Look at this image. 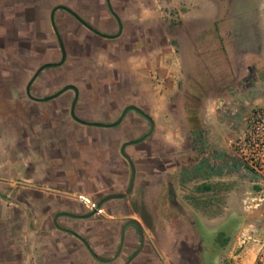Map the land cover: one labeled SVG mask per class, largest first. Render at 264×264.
I'll return each instance as SVG.
<instances>
[{"label":"rangeland","instance_id":"obj_1","mask_svg":"<svg viewBox=\"0 0 264 264\" xmlns=\"http://www.w3.org/2000/svg\"><path fill=\"white\" fill-rule=\"evenodd\" d=\"M208 2L209 0H193V3L204 9L208 7ZM260 2L261 0H220L219 14L229 18L244 9L245 14L253 16L255 12L258 17L260 12L257 8ZM59 4L73 9L100 30L104 28L103 21L110 16L105 0H0V115L9 125L16 123L21 114H27L28 109L34 112L38 106L48 105V102L32 104L25 87L41 64L60 59V48L50 23V11ZM111 4L124 23L123 36L113 41L94 37L87 28L79 26L65 10L56 11L55 23L67 56L61 65L47 67L39 73L31 85V95L46 97L66 84H75L81 93L82 100L78 106L81 114L95 112L101 104L103 106H100V110L106 116H109L113 107L120 110L127 104L143 105L138 98L142 93L140 88H144L136 84L139 83L138 71L140 69L144 73V59L149 61L155 48L159 52L165 50L162 55L169 58L171 47L168 43L173 45L176 41L173 39L170 42L168 34L170 30L175 32L181 27L180 14L185 11L187 2L111 0ZM108 28V31H115V26ZM230 39L232 46L228 48L231 50L222 43L223 53L219 55L221 68L217 71L218 75L212 76L213 80L208 85L213 92L220 91L223 87L222 77H226L230 69L233 70L232 66L237 69L240 64L238 56L244 46L236 37L231 36ZM166 41L167 45H164ZM181 55L184 58L185 53L182 51ZM146 71L148 73V68ZM243 86H246L245 82ZM73 94L71 89L64 91L50 102L49 107L65 108L67 117L71 118L69 108ZM5 95L9 98L4 97ZM250 97L252 96H249L248 101ZM247 100L242 99L237 103L239 109L235 114L225 115L227 123L234 128L229 138L245 127L244 117L252 109L246 108ZM186 102L193 105L198 103L188 98ZM196 108H187L189 123L186 125L196 128L195 133L191 134L195 141H192V136L188 137L189 144L195 148V154L187 158L182 166L188 167L187 174L182 175V169L181 176L170 175L175 186L172 191L168 185L165 187L162 204L158 205L156 202L152 213L144 203V188L134 191L123 205V210H129L131 216L124 214L121 220H113L112 243H108V248L113 250L110 253L117 248L118 230L122 221L136 220V217L146 224L142 228L145 236L152 239L155 237L156 243L147 247L151 252L161 253V264H178L175 250H171L172 245L169 244L173 242L174 236L185 238L197 251L204 249L202 255L195 254L194 264H227L229 250L240 227L250 222L264 224V194L261 187L234 165L229 147L219 150L209 147L206 126L199 122ZM12 113L15 116H11ZM227 129L222 128L221 137ZM1 133L7 139L11 135V128L7 134H4V129ZM2 143L6 151L3 149L4 155L0 157L5 158L9 156L10 149L7 142L2 140ZM127 185L128 179L122 190L125 191ZM113 189L115 188L86 194L99 200ZM172 192L176 199L171 201L169 195L172 196ZM170 207L172 210L169 211ZM30 215V212L22 213L15 208L12 211L13 222L10 223L11 234L2 232L0 227V258L12 256L4 249V246L12 242L26 254L30 248H34L33 253L30 252L33 260H20L19 264H90L86 249L77 240L67 238L54 229L50 230V225L45 224L43 228H38V233L25 230L22 220L25 221ZM101 218L110 219L105 211L94 219ZM64 221L66 223L67 220ZM85 235L87 236L86 232L83 236ZM102 237L98 240L104 244L106 241ZM225 237L226 244L219 246ZM88 242L94 245L95 238H89ZM123 250L130 251L127 248ZM121 256L126 258L125 254L119 257ZM0 264L5 263L0 261ZM138 264L160 262L158 259L154 262L143 259Z\"/></svg>","mask_w":264,"mask_h":264},{"label":"crops","instance_id":"obj_2","mask_svg":"<svg viewBox=\"0 0 264 264\" xmlns=\"http://www.w3.org/2000/svg\"><path fill=\"white\" fill-rule=\"evenodd\" d=\"M189 1L186 0L185 11L180 14L181 27L175 32L170 30L168 34L170 42L173 39L176 41L173 45L168 43L171 47L169 58L162 55L165 50L159 52L155 48L153 59H144V73L139 69L141 66L138 68L139 83L136 84L144 87L140 88L142 93L138 96L143 105L135 106L149 115L153 122V131L145 140L125 148L135 166L134 184L131 192L125 197L103 203L110 219L95 220V216L84 219L58 216L56 225L54 215L58 212L86 213L85 208L72 198V195L79 191L91 194L115 188L103 197L123 193L122 188L127 179L129 182L130 166L120 154V145L146 133L149 122L139 113L130 110L117 126L85 125L67 117L65 108L49 107L50 102L61 96V93L48 101L31 99L32 104L48 102V105L38 106L34 112L28 109L27 114H21L16 123L9 125L0 115V156L4 155L3 149L6 151L2 140L8 143L10 149L9 156L0 157L2 232L11 230L10 223L14 218L12 211L18 208L22 213H31L25 221L22 220L25 230L38 233V228L48 224L50 230L54 229L77 241L74 235L60 228H70L82 235L86 232L88 241L89 238H95V242L106 245L104 249L108 252L111 249L108 248V243H112L113 237V220H121L124 214L131 216L129 210H123V205L136 189L144 188V203L152 213L156 202L158 205L162 204L165 187L168 185L172 191L175 186L170 180V175L187 174L188 167L182 166L187 158L195 154V148L189 144V138L196 131V128L186 125L189 123L187 108L197 107L199 122L206 126L209 147L219 150L229 147L228 136L232 129L234 131L225 120V115L235 114L239 109L237 103L242 99L247 100L249 96L252 97L247 100V109L264 104V0H261L257 8L260 12L258 17L255 12L253 16L247 15L244 9H241L242 12L239 11L229 18L219 14L220 0H209L206 9L197 6L193 0ZM231 36L236 37L244 46L238 56L240 64L237 69L235 66H232L233 70L229 68L231 71L227 72V78L222 77L223 87L220 91L213 92L208 85L213 80L212 76L218 75L217 71L221 68L219 55L223 53L222 45L226 48L232 46ZM164 45H167V41ZM182 51L185 53L184 58ZM243 82L246 86H243ZM77 89L75 114L80 119L113 122L125 107L120 110L113 107L109 116H106L105 112L100 110V106H103L101 104L96 105L95 112L81 114L78 106L82 99L79 88ZM4 97L9 98L7 95ZM187 98L198 103H187ZM11 116L15 114L12 113ZM10 128L11 135L5 139L1 133L2 129L4 134H7ZM222 128H228L223 137L220 136ZM191 139L195 141L193 136ZM169 197L171 201L176 199L173 192ZM134 218L142 228L145 227L146 224L141 218ZM62 219L67 220L66 223H63L65 221ZM124 222L126 221L123 220L121 224ZM133 234L134 228L127 227L125 245H133ZM100 236L105 239L104 244L98 240ZM155 243V237L148 238L144 234L145 249L129 264H138L143 259L154 262L157 259L156 253L149 251L147 246ZM100 248L97 250H101ZM4 249L12 255L0 258L5 264H19L18 261L24 259L33 260L30 256L33 247L29 249L28 255L12 242L4 246ZM88 256L90 264H123L125 260L121 256L108 263L98 261L89 254Z\"/></svg>","mask_w":264,"mask_h":264},{"label":"built area","instance_id":"obj_3","mask_svg":"<svg viewBox=\"0 0 264 264\" xmlns=\"http://www.w3.org/2000/svg\"><path fill=\"white\" fill-rule=\"evenodd\" d=\"M245 127L228 138L234 165L259 185L264 194V104L253 107L244 117ZM73 198L86 211L102 215L103 208L84 192ZM227 264H264V224L246 223L237 231L227 257Z\"/></svg>","mask_w":264,"mask_h":264},{"label":"water","instance_id":"obj_4","mask_svg":"<svg viewBox=\"0 0 264 264\" xmlns=\"http://www.w3.org/2000/svg\"><path fill=\"white\" fill-rule=\"evenodd\" d=\"M107 2V5H108V8L110 9V11L112 12V14L116 17V19L118 20L119 22V32L121 31V22L119 20V18L117 17V15L113 12L111 6H110V3H109V0H106ZM57 9H63L65 11H67L68 13H70L71 15H73V17L75 19H77L79 22H81L85 27H87L89 30L95 32V33H98L99 35L101 36H104V37H114L116 36L117 34L115 35H109L107 33H102L96 29H94L93 27H91L86 21H84L75 11H73L71 8L67 7L66 5H63V4H59V5H56L52 8L51 10V13H50V21H51V25H52V28H53V31L55 33V36L57 38V41L59 43V48H60V51H61V57L58 61H55V62H46V63H43L41 64L32 74V76L30 77V79L28 80L27 84H26V87H25V91H26V95L30 98V99H33L35 101H45V100H49V99H52L56 96H58L59 94L63 93L64 91L68 90V89H71L74 91V96H73V99H72V102L70 104V108H69V113H70V116L72 117V119H74L75 121L79 122V123H82V124H85V125H93V126H101V127H114V126H117L121 120L123 119V117L125 116V114L127 113V111H135L137 113H139L141 116H143L145 119H147V121L149 122V129L146 133H144L143 135H141L140 137L136 138V139H131V140H127V141H124L121 145H120V154L122 155V157L128 162L129 166H130V178H129V182H128V186L125 190V192L123 193H115V194H110V195H107L105 196L104 198H102L99 202H98V205H101L103 204L105 201L107 200H110V199H116V198H123L125 197L127 194H129L133 188V184H134V178H135V166H134V163L131 159V157L126 153L125 151V148L128 146V145H132V144H136V143H139L143 140H145L148 136L151 135L152 131H153V122L151 120V118L149 117V115L143 111L141 108L135 106V105H132V104H129V105H126L120 115L118 116V118L113 121V122H109V123H105V122H97V121H88V120H84V119H80L79 117L76 116L75 114V104H76V101H77V98H78V89L77 87L74 85V84H66L64 85L63 87H61L60 89H58L56 92H54L53 94L51 95H48L46 97H35L33 95H31L30 93V88H31V85L33 83V81L36 79V77L39 75V73L47 68V67H51V66H59L61 65L64 61H65V58H66V51H65V48H64V45H63V42L61 40V37L58 33V30H57V27H56V24H55V21H54V12L57 10ZM94 214L93 211H90V212H87V213H70V212H58L54 215V221H55V224H57L56 222V219L58 216H68V217H72V218H87V217H90ZM128 223V222H127ZM125 223V225L127 224ZM130 223H133L135 224V222L131 221ZM124 225V226H125ZM62 230H64L65 232L67 233H70L72 235H74L75 237L79 238L84 244L85 246L87 247L88 251L91 253V255H93L98 261H102V262H106V261H110L112 259H109V260H104V259H101L98 255H96L92 250L91 248L89 247V245L87 244L86 240L84 238H82L79 234H77L75 231L71 230V229H68V228H60ZM141 245H142V242H141ZM136 254V253H135ZM134 257L131 256L129 259H127L123 264H128L131 259Z\"/></svg>","mask_w":264,"mask_h":264},{"label":"flooded vegetation","instance_id":"obj_5","mask_svg":"<svg viewBox=\"0 0 264 264\" xmlns=\"http://www.w3.org/2000/svg\"><path fill=\"white\" fill-rule=\"evenodd\" d=\"M109 3H110V6H111V8H112V10H113V12L117 15V17L119 18V20H120V22H121V31L119 32V22H118V20L116 19V17L112 14V12L110 11V9L108 8V5H107V2H106V0H105V4H106V7H107V10H108V14L110 15L109 17H107V19H105V21H103V25H104V28H102V30H100L99 28H97L96 26H94V24H90V23H88L86 20H84L83 19V17H81L77 12V14L84 20V21H86L91 27H93L94 29H96V30H98V31H100V32H102V33H107V34H109V35H115V34H117L118 32V34L116 35V36H112V37H104V36H101V35H99L98 33H95V32H93V31H91V30H89L87 27H85L81 22H79L77 19H75L74 17H73V15H71L70 13H68L67 11V13L69 14V15H71L72 17H73V19L77 22V24L79 25V26H83V27H85V28H87L92 34H93V36L94 37H97V38H100V39H104V40H107V41H113V40H116V39H118L119 37H121V36H123V32H124V23H123V21H122V19H121V17H120V15L116 12V10L113 8V6H112V4H111V0H109ZM52 10V9H51ZM57 10H59V9H57ZM56 10V11H57ZM61 10H63V9H61ZM73 10V9H72ZM56 11L54 12V21H55V13H56ZM74 11V10H73ZM50 13H51V11H50ZM50 23H51V21H50ZM56 24V23H55ZM114 24V25H113ZM115 26V31H108L107 29H109L108 27L109 26ZM52 26V25H51ZM57 27V26H56ZM53 29V28H52ZM57 30H58V28H57ZM58 33H59V31H58ZM60 35V34H59ZM61 37V36H60ZM57 39V38H56ZM61 40H62V42H63V39L61 38ZM58 45H59V43H58ZM63 45H64V43H63ZM64 48H65V45H64ZM66 51V50H65ZM60 54H61V51H60ZM66 56H67V54H66ZM60 57H61V55H60ZM66 59V58H65ZM64 63V62H63ZM73 93H74V91H73ZM128 195V194H127ZM102 198H104V197H102ZM102 198H100L99 200H96L97 202H99ZM106 202V201H105ZM100 207H102L103 208V212L105 211V209H104V207H103V204H101V205H99ZM87 212H90V211H87ZM86 212V213H87ZM94 212V211H93ZM93 216H95V217H97V216H101V215H95V213L92 215V216H90V217H93ZM90 217H87V218H90ZM81 219H84V218H81ZM131 221H133V222H135V224H133V223H130ZM128 222V223H127ZM125 223H127L126 225H125ZM125 225V226H124ZM129 226H132L133 228H134V234H133V245H131V246H127V245H125V230L127 229V227H129ZM77 233V232H76ZM77 234H79V233H77ZM82 238H84L85 240H86V242H87V244L89 245V247L91 248V250L96 254V255H98L101 259H104V260H109V259H112V260H110V261H106V262H108V263H110V262H112V261H114L115 259H117L121 254H125L126 255V258H125V260H124V262L127 260V259H129L131 256H133L134 255V257L131 259V261L132 260H134L144 249H145V247H144V232H143V230H142V227H141V225L138 223V221H136V220H128V221H126V222H124L123 224H121L120 225V227H119V230H118V245H117V248H116V250L113 252V253H110L111 251H113V250H111L110 249V251H108V252H106V250L104 249V247L106 246L105 244L104 245H100L99 243H97V242H95V244L94 245H90L89 244V242H88V240H87V238L85 237V236H83L82 234H79ZM77 238V237H76ZM178 237H176V236H174L172 239H173V242H170L169 244L170 245H172L171 247H170V249L172 250V248L175 250V252L174 253H176V255H177V259H176V261H177V263L178 264H194V261H195V254H200V255H202V253H203V250L204 249H201V250H195L194 249V247L193 246H191L190 245V243H188V241L187 240H185V238H178ZM78 239V241L80 242V244L86 249V251H87V253L91 256V257H93L94 259H96L93 255H91V253L88 251V249H87V247L85 246V244L79 239V238H77ZM141 242H142V245H141ZM98 247H101L100 249L101 250H97V248ZM123 248H127V249H130V251H124L123 250ZM103 249V250H102ZM147 249V248H146ZM136 253V254H135ZM170 253H171V255H172V251H170ZM159 255H161V253H156V257H157V259L159 260V262H160V264L162 263L161 262V259H160V257H159ZM170 255V254H169ZM97 260V259H96ZM130 261V262H131ZM105 262V261H104ZM123 262V263H124ZM129 262V263H130ZM128 263V264H129Z\"/></svg>","mask_w":264,"mask_h":264},{"label":"trees","instance_id":"obj_6","mask_svg":"<svg viewBox=\"0 0 264 264\" xmlns=\"http://www.w3.org/2000/svg\"><path fill=\"white\" fill-rule=\"evenodd\" d=\"M226 242H227V239H226V237L223 239V241L222 242H220V245L219 246H223V245H225L226 244Z\"/></svg>","mask_w":264,"mask_h":264}]
</instances>
